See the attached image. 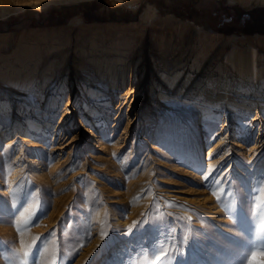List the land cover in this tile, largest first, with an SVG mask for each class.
<instances>
[{"label":"rangeland","instance_id":"obj_1","mask_svg":"<svg viewBox=\"0 0 264 264\" xmlns=\"http://www.w3.org/2000/svg\"><path fill=\"white\" fill-rule=\"evenodd\" d=\"M148 7L158 23L143 27ZM7 12L0 32L70 31L62 58L39 66L51 64L39 88L0 81V264H156L165 249L166 264H264V252L251 255L264 247V113L239 126L213 106L224 123L212 126L184 98L216 76L223 35L240 52L264 39L249 33L264 23V0H11ZM166 20L167 32L157 27ZM132 23L130 52L103 86L97 65L114 56L81 64L84 51ZM174 26L186 33L171 37ZM163 33L173 47L159 49ZM211 34L219 44L202 61L198 40ZM91 89L97 101L86 104ZM30 119L39 124L27 134Z\"/></svg>","mask_w":264,"mask_h":264},{"label":"bare ground","instance_id":"obj_2","mask_svg":"<svg viewBox=\"0 0 264 264\" xmlns=\"http://www.w3.org/2000/svg\"><path fill=\"white\" fill-rule=\"evenodd\" d=\"M10 1L11 0H0V5L9 3ZM16 10L17 9H14V11ZM9 14L10 12L2 13L0 14V18H4ZM70 23L76 25L78 20L73 19ZM138 23L142 24L143 27L155 26L154 24L158 23L155 9L153 7H148L141 15ZM138 23L118 26L120 29L115 31L116 33L114 36L111 35L104 47L98 48L99 46H97L94 40L89 45V48L84 51L86 56L81 58V64L88 62L89 56L95 54L100 55L102 59L106 60L108 56H114L111 60V65H97V70H102L100 76L102 80L100 81L101 85H107V81L103 80L106 76L112 77L113 83L116 82L117 67L120 66L124 59L123 56L130 52L133 39H135L134 37L139 32L138 30L135 31V33L132 31L130 32L132 29L130 27L137 26ZM169 23L168 20L162 21L157 27H161V30L167 32L166 27L171 26ZM88 25L90 26L89 23ZM195 28L198 30L200 29L197 26H195ZM171 30V37L179 34L184 35L186 33L185 29L183 30L175 26L172 27ZM69 31L67 26H60L45 30L33 28L27 32L18 33L15 36L8 32H0V81H2L6 87L21 86L23 90H27L28 93L31 87L39 88L41 84L45 83V77L41 80L39 76L44 74V76H46V73L49 70L51 71V64H47L41 72H39V66L43 65L44 62L51 61L53 57L62 58L64 54L63 49L66 47V44H68L66 42L69 39ZM84 33H86V30L80 32V34ZM222 37L227 41L226 44L228 48L223 50L222 59L213 64L212 68L216 76L208 75L205 80L197 84L194 92L184 96V98L186 103L198 105L201 112V121L203 123L212 126H214L217 121L224 123L221 115L212 108L215 106L218 107L221 112L224 111L235 114L236 122L240 126V121L243 120L242 117L250 114L256 115L261 111L264 113V39L259 44H249L247 46L248 48H245L246 50L240 52L238 48L241 46L237 45L235 42V35H223ZM99 39H101V36ZM198 41L199 44L197 45V54L195 56L205 61L208 57V49L219 44V34L213 36L211 34L210 37L200 36ZM156 44L161 50L165 48V46L167 48L173 47L172 40L166 39L165 33L162 34ZM39 52L41 55L40 57L37 56ZM90 61H92V59ZM53 67L55 70L54 65ZM191 67L193 68L194 66L191 65ZM89 68L94 70L92 66H89ZM199 68L200 67H198V69ZM178 75L173 78L174 83L178 81ZM51 77L52 75L47 78L51 79ZM166 81H170V79L166 78ZM215 81L219 82L218 85L221 87L220 90L216 89L218 85L213 87ZM188 87H191V85L188 84ZM102 91L106 94L105 90ZM208 91L212 93L210 97L205 96ZM97 97V91L95 89L89 90L86 104L91 101H97ZM5 107L6 102L0 101V111ZM87 109L94 118L97 115L100 116L99 108L91 106ZM1 119L2 117L0 116V120ZM38 124V121L33 119L28 120L26 133L30 134L36 131L38 129ZM44 124L47 125L48 122Z\"/></svg>","mask_w":264,"mask_h":264},{"label":"snow or ice","instance_id":"obj_3","mask_svg":"<svg viewBox=\"0 0 264 264\" xmlns=\"http://www.w3.org/2000/svg\"><path fill=\"white\" fill-rule=\"evenodd\" d=\"M218 200H219V198H218ZM137 223H139V222H137ZM131 231L132 230L129 229L126 234H129L130 235L131 234ZM17 233H18V235H20L22 233V230L19 227H17ZM171 251L175 252L176 251V248L171 247ZM257 252H264V247L252 250L251 251V255L254 256ZM169 254H170V251L168 249H165L163 255L158 256L156 258V264H162V262H163V264H166V262L164 261V257L167 256V255H169ZM28 255H29V252L27 250H25V252H24L25 258H27ZM24 264H27V261L26 260L24 261ZM178 264H179V262H178Z\"/></svg>","mask_w":264,"mask_h":264},{"label":"trees","instance_id":"obj_4","mask_svg":"<svg viewBox=\"0 0 264 264\" xmlns=\"http://www.w3.org/2000/svg\"><path fill=\"white\" fill-rule=\"evenodd\" d=\"M256 21H257V23H256L257 27L254 28V30L250 31L249 33H254V32L264 33V23H263V20L261 19V16L258 17L256 19ZM235 31H238V30L236 28L231 27V28L227 29V31H225V33L230 34V33L235 32ZM240 32L247 33V31H245V29H241Z\"/></svg>","mask_w":264,"mask_h":264}]
</instances>
